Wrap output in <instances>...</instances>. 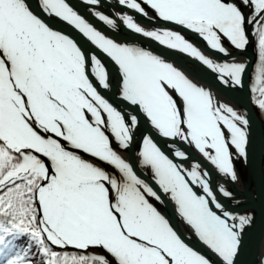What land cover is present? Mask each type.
<instances>
[{
	"label": "snow or ice",
	"instance_id": "6c2138e0",
	"mask_svg": "<svg viewBox=\"0 0 264 264\" xmlns=\"http://www.w3.org/2000/svg\"><path fill=\"white\" fill-rule=\"evenodd\" d=\"M100 2L86 0L107 29L117 32L123 25L197 59L226 86L242 84L245 63L214 61L180 31L146 29L127 13L110 17L99 10ZM117 3L150 23L160 20L191 31L223 56L231 54L222 37L244 50L252 36L258 49L253 93L264 113V0H240L239 5L232 0ZM36 7L66 24L84 44L54 30L28 0H0V264H30L28 251H16V240L24 235L46 264H211L151 202L163 205L165 197L219 264H236L252 217L232 213L217 200L216 191L232 194L223 185L214 191L210 173L199 161L185 169L145 136L140 156L157 191L112 145L114 140L129 148L142 114L157 135L173 141L176 158L189 159L176 144L185 143L235 182V162L248 159V117L214 103L209 90L161 55L98 30L69 0H36ZM242 7L252 12L246 15ZM102 57L118 67L120 98L131 110H119L98 90L110 86ZM53 246L77 251L57 252Z\"/></svg>",
	"mask_w": 264,
	"mask_h": 264
},
{
	"label": "water",
	"instance_id": "95a60500",
	"mask_svg": "<svg viewBox=\"0 0 264 264\" xmlns=\"http://www.w3.org/2000/svg\"><path fill=\"white\" fill-rule=\"evenodd\" d=\"M232 2L237 3L238 5L240 4V0H232ZM30 6L33 10L35 9L34 11L37 10L34 4H30ZM86 6L93 7L91 5H88L87 3H86ZM111 7H114L119 11L129 10L127 7L122 6L119 3H117V0H114V1L101 0L100 5H99V10L109 15L111 12L110 11ZM146 8L150 9V7H146ZM242 11L246 15H248L252 12V9L251 7H247V8L242 7ZM36 12L39 13L38 10ZM152 13H153L152 17H155L156 15L155 12L153 11ZM90 14L94 18H96L92 14V12H90ZM81 15L84 16V12H82ZM135 15H136V18H138L139 20L149 22L143 16L137 15V14ZM111 16L113 15H110V17ZM155 21L161 22V24H164L165 26L167 25L168 27H172L176 29L177 31H180L188 40L194 41L197 45L204 47V49L202 48L203 52L204 51L207 52L205 56L211 58L214 61L215 59L216 60L218 59V62H229V63L242 62L247 65L246 71L243 75L242 84L240 86H231V85L226 86L220 82V80L217 78L216 73H214L212 70H210L208 67H206L202 63L196 61L194 58L190 57L189 58L190 60L188 59L187 62L191 61L195 65V69L191 62L189 64H186V62L185 63L181 62V66L185 68L187 74L192 75L193 81H194L193 76L199 79L203 77V86L206 90H209L211 92L214 103L223 104L225 106H231L232 108L237 110L240 114L246 115L249 119L248 159L246 162L244 160H238L235 162L237 180L235 182H231L226 177L218 174L216 168L211 164L208 165L206 163L205 169H207L208 172L210 173L212 188L214 191L216 190L217 186H219V182H220L219 180L222 179L223 186L232 194L231 197H225L221 195L220 192L216 191L217 200L222 205H224V207L228 211L232 213L249 214L252 217L251 224L248 227H246L244 230L243 238H242V247L236 257V264H259V263L262 264L261 262L262 261L264 262V257L262 256V261H261V256L258 255L257 257L258 246L256 245L257 243L258 244L260 243L263 228H264L263 227L264 225V121L261 118V116L258 115L255 105H253L252 94H251V83H250L253 77V73H254L253 69H254V64L256 62L255 60L257 56L256 40L253 39L252 36H249V44L246 46V49L237 50L228 42L226 38L222 37L223 46L231 54L230 56H223L211 50L207 46L206 42L202 40L201 38H199L197 34L191 31L182 29L179 26H176L169 22H163L160 20H155ZM58 26L60 28L62 27L63 29H65L67 25H63L61 22L58 24ZM167 26H166V29H169ZM106 29H107V26H106ZM106 32H107L106 34L109 33L108 35H110L112 38L117 39L120 42H127V43H135L133 40L137 36H139L138 34H135L131 32L130 30H127V28H125L123 25L120 26L117 32H113L110 29H107ZM71 34L73 35L74 38L78 40L79 43L84 44V41L79 37L77 33L71 32ZM141 38L143 39H140V41L144 42L145 41L144 37H141ZM149 42L152 43V41H149ZM152 44H153V47L155 48L153 50V53L155 54L157 52L164 56L168 55L169 59H171L172 56H174L173 54H176L177 56L179 55V57H182L183 55L185 56L184 53H180V52L178 53V51L161 48L158 44H154V43ZM139 45L146 47L143 45V43H140ZM85 47H88V45H85ZM102 59L104 60L107 68L109 69V83L110 85H112L115 82L117 85L116 87L118 89V92L114 88H113L114 90L111 88L113 92L109 91V93H107L105 89H98V90H100L101 94L104 95L105 98H107L115 107H117L121 111H126V108H129L128 103L122 102L120 98V93H121V88H122V81H121V78H119L120 73L118 69L113 66L114 63L112 61H110L106 57H102ZM203 67H206V68L203 69ZM138 141H139V136H137L136 142L138 143ZM161 145L164 148V153H167L168 148H166L165 145H168V142L167 141L164 142L163 140H161ZM182 145L180 144L181 147ZM192 148H193L192 151L194 152L191 151ZM127 150L128 148L118 150L117 152L119 155H121V153L123 154V151H127ZM185 152L187 153L189 158H190V155H193L192 158L198 155L200 162L205 163L203 161L204 158L200 157L202 155L194 147L185 146ZM80 155L91 160L92 162L95 161L102 168H109L107 165L103 164L101 161L95 160L89 157L87 154H84L81 152ZM124 158L128 159L135 169L134 161L132 162L130 160L131 157L128 155H124ZM175 163L180 164L185 169H187V167H192V165H190L191 162L189 161V159L187 160L180 159L179 162H175ZM144 176L141 175L143 179L147 180L150 184H152L154 188L157 189V191H159L158 185H156L153 180V175L146 174L145 178ZM239 179H241L240 183L244 185V190L242 192L238 189V185H237ZM194 191H196L198 195L204 194L202 189H200L199 187H194ZM151 202L154 204V206L159 204V202H157L154 199L151 200ZM165 202H167L166 197H165ZM173 213L171 212L172 216H173ZM172 220L174 222H178L179 226L175 225L176 226L175 229H178L180 231V234L178 233L177 234L180 235L181 239H183L185 243H187L195 251L200 252L202 255L208 258L211 264H219L218 256L215 255L208 248L206 250L203 248L202 242H200V240L198 239L193 229L189 225H187V223L181 216L180 217L177 216L176 219L173 218ZM169 223L171 224V222ZM180 224L184 227L186 233H184L181 230ZM171 226L173 227L174 225L171 224ZM251 248H253L254 251H252Z\"/></svg>",
	"mask_w": 264,
	"mask_h": 264
},
{
	"label": "bare ground",
	"instance_id": "6f19581e",
	"mask_svg": "<svg viewBox=\"0 0 264 264\" xmlns=\"http://www.w3.org/2000/svg\"><path fill=\"white\" fill-rule=\"evenodd\" d=\"M112 1H114V0H112ZM28 2L30 3V4H34L35 5V7H36V0H28ZM69 3L80 13V14H82V12H84V16H85V18H87L88 20H89V22H91V23H93L94 24V26H96L97 28H98V30H101V31H104L105 32V34L107 33L106 31H107V29H106V25H104L103 26V22H100L97 18H94L91 14H90V12H94L96 9L94 8V7H89V6H86V0H69ZM84 6V7H83ZM37 8V7H36ZM33 10V9H32ZM35 10V9H34ZM33 10V11H34ZM39 11V13L38 12H36V11ZM37 10L36 11H34V13L35 14H37V15H40V16H42L41 18L42 19H44L45 20V22H47V23H49V25L50 26H52L53 28H54V30H59V31H63V32H65V34H70V35H72L71 34V32L72 33H74V31H72L68 26H66V28L65 29H63L62 27L60 28L59 26H58V24L59 23H61L58 19H56V18H53V17H48V16H45L44 14H42L41 12H40V10L37 8ZM146 10L149 12V15L150 16H153V11H151L149 8H146ZM90 11V12H89ZM110 14H109V16L110 15H116V14H125V13H127V14H130V15H134V17H135V19H136V22L137 23H139L141 26H143V27H145L146 29H152V28H165L166 29V26L164 25V24H161V22H158V21H155L154 23H149V22H146V21H142V20H139L138 18H136V15L135 14H137V15H140V14H138V13H135L134 14V11H132V10H121V11H119V10H117L116 8H114V7H111V9H110ZM63 25H66V24H64V23H62ZM168 27V26H167ZM126 28V27H125ZM170 30H175V31H177L176 29H174V28H172V27H168ZM128 30V29H127ZM109 34V33H108ZM107 34V35H108ZM73 36V35H72ZM110 36V35H109ZM111 37V36H110ZM118 38V37H117ZM140 39H143V38H141V37H139V36H137L133 41L135 42V43H137V44H140V43H143V45L144 46H146V48L147 49H149V50H151V51H153L155 48L153 47V44L152 43H154V44H156L155 42H152V43H150L149 41H148V39L147 38H144V42H142V41H140ZM199 40V39H198ZM119 41V40H118ZM190 42H192L193 44H194V46H196L202 53H204V55H206V53L207 52H203V50H202V48L204 49V47H201V46H199V45H197L194 41H191V40H189ZM200 41V40H199ZM120 42V41H119ZM161 48H164V47H162V46H160ZM164 49H166V48H164ZM160 50V49H159ZM179 53V52H178ZM181 53V52H180ZM155 54V53H154ZM156 54L157 55H161L167 62H171V63H173V65L177 68V69H179L180 71H182L187 77H188V79H190L193 83H195L196 85H198V86H201V87H203L204 88V86H203V77L201 78V79H199V78H195L194 76H193V79H194V81L192 80V75H189V74H187V72H186V70H185V68L183 67V66H181V62H186V64H189L190 62H187L188 61V59L190 58V56H188L187 54H185V56L183 55L182 57H179V55L177 56L176 54H173L174 56H172V58L171 59H169L168 58V55H162V54H160V53H157L156 52ZM192 58V57H191ZM190 60V59H189ZM196 61H198L197 59H195ZM215 61H218V59L216 60L215 59ZM199 62V61H198ZM192 63V62H191ZM201 63V62H200ZM183 64V63H182ZM193 64V63H192ZM192 64H190V65H192ZM255 64H256V62H255ZM255 64H254V69H255ZM113 66L115 67V68H117L118 69V67H116L115 66V64H113ZM193 67H194V69H195V65L193 64ZM204 68H206V67H203V69ZM254 69H253V71H254ZM198 75H199V73H198ZM119 78H121V76L119 75ZM109 85H110V83H109ZM117 85H116V83L114 82L112 85H110L109 86V89H107L106 91H107V93H109V91H111V92H113V90L115 89V90H117V92H118V89H117V87H116ZM113 90H112V89ZM122 100V99H121ZM122 102H124V103H127L126 101H123L122 100ZM252 102H253V98H252ZM254 105V104H253ZM129 106V105H128ZM129 110H131L130 108H126V111H129ZM127 118V117H126ZM139 118H140V125H139V128H138V130L134 133V137H133V140H132V142H131V144H130V146H129V148H128V150L127 151H123V154L124 155H128V156H130L131 158H130V160L133 162L134 161V166H135V170H136V172H137V174H138V176H140L141 177V175H145L146 176V174L148 175H152V171H151V169L149 168V167H146V166H143L142 165V157L140 156V152L142 151V147H143V145H142V141H143V138L145 137V136H151L152 137V139L154 140V142L157 144V146L158 147H160L161 148V150L164 152V148L162 147V145H161V140H163L164 142H168V145H165V147L166 148H168V151H167V153H165L166 155H168L169 156V158H171V159H173L174 160V162H179L180 161V159H178V158H176L174 155H173V147H174V144H173V141H171L170 139H166V138H163L162 136H159V135H157L156 134V132H155V130L152 128V126H151V124L148 122V120L142 115V114H140L139 115ZM262 118V117H261ZM137 136H139V141H138V143L136 142V140H137ZM165 139H166V141H165ZM176 144L177 145H179L180 146V144L182 145V147L181 148H183V150L185 151V146L186 147H189L187 144H185V143H182V142H179V141H177L176 142ZM113 148L116 150V151H118V150H122V148L121 147H119V145L115 142V141H113ZM193 150V148L191 149V151ZM192 152H194V151H192ZM122 153H121V156L124 158V155H123ZM195 155V154H194ZM126 157V156H125ZM193 157V155H190V158H189V161L191 162V164L190 165H192L193 166V163L195 162V161H199L200 162V160H199V156L197 155L196 157H194V158H192ZM201 158H204L203 156H200ZM83 158H85L84 156H83ZM85 159H87V158H85ZM125 159V158H124ZM127 162H129V160L128 159H125ZM91 161V160H90ZM205 163H201L200 162V164H201V168L203 169H205V165H206V163L209 165L210 163H208L205 159L203 160ZM92 162V161H91ZM94 164H97L95 161L93 162ZM98 165V164H97ZM98 166H100V165H98ZM192 167H187V169H191ZM107 170L108 171H112V169L110 168H107ZM141 173H143V174H141ZM145 176H144V178H145ZM141 178H143V177H141ZM221 178V177H220ZM220 182H219V185H223L222 183H223V180L222 179H220L219 180ZM241 182V179H239V181H238V189L242 192L243 190H244V185L242 184V183H240ZM217 185V184H216ZM156 207H157V209H159V211L161 212V214L162 215H164L165 216V218L166 219H168L169 220V222H171V224L172 225H174L173 226V228H174V230L175 231H177V233L178 234H180V231L178 230V229H175V227L178 225V222H174L172 219L174 218V219H176V217L177 216H179L180 217V215L177 213V211H176V206H175V204L173 203V202H171L170 200H168L167 199V202H165V204H163V205H161L160 203L158 204V205H156ZM171 212L173 213V216L171 215ZM172 218V219H171ZM176 225V226H175ZM179 226V225H178ZM180 227H181V230L184 232V233H186V231H185V229H184V227L180 224ZM263 227H264V225H263ZM200 244V243H199ZM198 244V245H199ZM200 246V245H199ZM203 246V248L206 250L207 249V247L205 246V245H202ZM256 246H258V249H257V257H258V255L259 256H261V261H262V256L264 257V228H263V232H262V237H261V240H260V243L258 244L257 243V245ZM252 247V246H251ZM251 250L252 251H254V249L253 248H251ZM90 251H92V252H99L100 251V249H90ZM256 251V250H255ZM206 252V251H205ZM204 252V253H205ZM200 253V252H199ZM262 264L264 263L263 261L261 262ZM260 264V263H259Z\"/></svg>",
	"mask_w": 264,
	"mask_h": 264
},
{
	"label": "trees",
	"instance_id": "16d2710c",
	"mask_svg": "<svg viewBox=\"0 0 264 264\" xmlns=\"http://www.w3.org/2000/svg\"><path fill=\"white\" fill-rule=\"evenodd\" d=\"M257 62H258V53H257V57H256L255 66L257 65ZM251 83H252V85H251V88H252L251 94H252V98H253V104L255 105V108H256V111H257L258 115L261 116L263 121H264V113H262L261 109L257 106V104L255 102L256 98H255L254 93H253L254 76H253V79H252ZM30 243H31V248L29 250ZM16 245H17L16 251H19L21 253H24L25 251H28L27 259L30 261V264H46V258H44L40 253H38L37 246L30 241V239H29V237L27 235H24V236L18 238L16 240ZM53 250L57 251V252H69V253H73V252L77 251V250L75 251V250H69V249L57 250L54 247H53Z\"/></svg>",
	"mask_w": 264,
	"mask_h": 264
},
{
	"label": "rangeland",
	"instance_id": "374dc122",
	"mask_svg": "<svg viewBox=\"0 0 264 264\" xmlns=\"http://www.w3.org/2000/svg\"><path fill=\"white\" fill-rule=\"evenodd\" d=\"M251 85H252V83H251ZM253 87V86H252ZM252 89V88H251ZM55 249H57V250H65V249H69V250H75L76 251V249L75 248H73V247H67V248H64V249H61V248H58V247H55V246H53ZM89 252H92V251H90V249L88 250Z\"/></svg>",
	"mask_w": 264,
	"mask_h": 264
}]
</instances>
